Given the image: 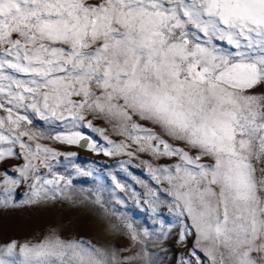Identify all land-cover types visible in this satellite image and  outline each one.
Returning a JSON list of instances; mask_svg holds the SVG:
<instances>
[{
  "label": "snow or ice",
  "instance_id": "snow-or-ice-1",
  "mask_svg": "<svg viewBox=\"0 0 264 264\" xmlns=\"http://www.w3.org/2000/svg\"><path fill=\"white\" fill-rule=\"evenodd\" d=\"M257 86L264 0H0V163L24 161L12 169L19 178L0 173V208L23 182L28 203L71 199V180L51 161L75 153L41 141L129 157L122 167L145 154L141 164L159 185L145 184L146 202L153 211L167 203L181 238L194 235L206 257L193 252L184 264H264ZM125 226V248L52 231L0 246V264H138L141 235Z\"/></svg>",
  "mask_w": 264,
  "mask_h": 264
},
{
  "label": "rangeland",
  "instance_id": "rangeland-1",
  "mask_svg": "<svg viewBox=\"0 0 264 264\" xmlns=\"http://www.w3.org/2000/svg\"><path fill=\"white\" fill-rule=\"evenodd\" d=\"M255 91L264 93V87L257 86ZM94 123L98 127H107L102 121ZM93 135L98 143H105L98 135ZM112 138L120 139L115 136ZM41 143L62 153H75V156L68 159L60 156L51 161L55 165V172L71 180V184L65 188L66 195L71 196V199L57 197L55 200L28 203L31 199V189L28 186L30 182L15 186L10 191L8 206L0 208V246L13 240L19 243H36L55 231L63 239L90 241L105 250L125 248L131 244L129 230L125 225L131 223L141 235V240L133 249L141 254L142 259L138 264L194 262L196 256L192 255L193 252L206 260L203 252L195 247L194 235L181 238L183 225L169 211L167 203L160 204L153 211V205L146 202L153 197L147 195L145 184L156 187L159 185L141 164V159H150L145 154H140V158H134L122 167L120 162L128 161L129 157L104 156L102 153L97 154L55 141L44 140ZM23 163L22 158H9L7 163H0V173L7 172L8 176L19 178L18 173L12 169ZM42 171L47 172L46 169ZM113 176L124 186L123 191L116 188ZM63 184L61 181V186ZM145 232L148 233L147 236H144ZM130 254L123 253L124 256Z\"/></svg>",
  "mask_w": 264,
  "mask_h": 264
}]
</instances>
